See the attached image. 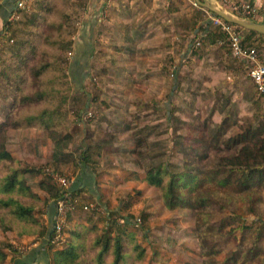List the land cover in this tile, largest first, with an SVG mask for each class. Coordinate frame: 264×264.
Masks as SVG:
<instances>
[{
	"label": "trees",
	"instance_id": "16d2710c",
	"mask_svg": "<svg viewBox=\"0 0 264 264\" xmlns=\"http://www.w3.org/2000/svg\"><path fill=\"white\" fill-rule=\"evenodd\" d=\"M11 2L10 10L3 14L4 24L13 11H22L19 23L28 27L6 29L2 35L8 40L17 31L22 33L4 48L8 57L0 61V87L4 88L1 92L8 89L13 93L0 122V227L13 228L20 235L46 234L45 251L37 261L24 259V253L7 245L12 264H154L153 261L159 260L158 250H153V261H148L145 246L128 229L133 223L127 216L120 223L108 218L103 226L96 221L90 226L76 225L68 232L64 247L54 248L51 243L53 209L63 196V187L42 177L38 185L45 196L41 198L35 193L24 175L41 170L11 155L5 147L6 132L26 127L46 131L53 143L51 164L57 168L69 164L94 170L101 163L102 147L96 141H86L76 156L65 150L72 139L68 116L73 90L71 78L61 67V51L72 44L62 35L69 19L66 7L71 1L37 0V9L29 12L16 8V0ZM2 5L0 0V8ZM60 5L65 6L63 10ZM209 34L215 39L224 37L219 29ZM170 37L164 36L159 48L166 47ZM257 37L264 36L245 30L243 42L258 49ZM216 96L218 101L229 100L219 92ZM140 99L137 96L132 101L135 107L131 116L136 122L129 126L128 132L130 129V152L136 156L142 174L128 171L120 182L143 184L149 192L157 190L163 209L192 215L189 232L196 239L194 248L200 261L183 264H264V120L252 115L240 131L226 135V125L231 123L226 111L221 122L213 126L199 122L194 126L195 133L190 134L191 123L172 115L170 110L163 116L147 117L140 109L143 107ZM176 122L182 123L180 127L187 133L177 149L183 154L182 159L173 165L166 154V145L151 141L150 134L159 133L160 126L175 129V124L179 125ZM88 133L90 138L106 136L102 130ZM82 170L83 174L88 172ZM85 191L86 188L77 186L71 194L80 195L84 204L93 200ZM37 205L47 207L49 229L39 223ZM6 250L0 247V264L7 261Z\"/></svg>",
	"mask_w": 264,
	"mask_h": 264
},
{
	"label": "rangeland",
	"instance_id": "374dc122",
	"mask_svg": "<svg viewBox=\"0 0 264 264\" xmlns=\"http://www.w3.org/2000/svg\"><path fill=\"white\" fill-rule=\"evenodd\" d=\"M70 1L72 4L66 7L69 19L63 27L62 35L65 39L71 40L72 44L61 51L63 59L61 67L71 78L73 90L70 95L71 111L68 116V130L72 139L65 150L74 152L76 156L85 143L96 141L102 147L101 163L96 169L104 168L102 170L111 171L115 175L113 181H108L101 180L100 176H97L96 169L76 168L69 164L61 165L59 168L55 167L51 164L53 143L48 138L47 132L39 128L9 129L6 132L5 147L11 155L28 163L29 166L41 170V172H28L24 175L26 183L41 198L45 196V193L39 189L38 180L40 178L48 177L55 180L59 176L74 180L76 174L81 173L82 168L87 170V173L90 172L92 181L96 186L99 185L95 187L92 181L87 183L91 189L85 191L84 194L93 197L92 201L87 200L82 204L80 195L70 193L69 202L62 206L60 212L55 205L53 225L50 227L52 237L54 236L51 238V243L54 248L64 247L70 229H74L76 225H91L90 222H86L87 218H91L96 221L97 225L103 226L108 218L120 223L127 216L128 220L133 223V226L128 229L134 231L136 239L145 246L148 261H153L152 252L156 249L159 260L153 261L154 264L199 262L200 257L194 248L196 239L189 232L192 215H189L187 211L163 209L157 190L149 192L143 189L142 184L117 182L123 177L120 174L123 169L127 171L124 173L134 170L136 173L142 174L136 156L130 152L131 130L129 129L128 132V128L136 122L131 116L135 107L134 103L133 106L131 105L132 101L137 96L141 98L143 107L140 109L147 117L163 116L165 111L170 110L172 115L180 117L188 124L191 123L190 134L195 133L194 126H198L199 122H206L213 126L221 122L225 117L224 113L229 111L228 119L231 123L226 125V135H232L240 131L242 126L246 125L245 120L252 115L264 120V107L248 99L254 97L253 91L247 90L242 94L239 92L240 88L248 82L247 79L240 75L242 79L239 81L237 79L239 75H233L232 71L219 65L220 57H217L214 50L205 52L206 49L202 50L199 47L198 40L194 41L192 47L187 46V38L192 35L195 24L200 18H203L201 14L199 15V11L203 13L206 11L209 17H205L209 21L210 17L215 15L208 12L206 8H201L202 6L194 0H184L185 2L180 0V3L177 0L176 5L181 10L192 11L191 13L194 14L191 16L197 15L198 17L186 19L182 12L176 16L177 19H170L169 22L173 21L172 23L177 25L174 31L168 30L171 33L168 34L166 29H162L159 33L155 31L151 34L150 32V37L158 33L155 35L156 38L142 36V33L132 27L116 31L117 27L119 29L118 21L123 18V14L116 13L110 8L120 0ZM138 1L141 3L139 4L140 8L145 12L139 16H131L128 21L129 25L137 28L140 21L148 20L145 24L154 26L158 24L157 27H160L156 20L159 19V22L163 20L162 23L167 22V14L172 10L164 13V8L169 6V4L168 6L165 4L166 0H153L152 9L149 6L151 2L148 4L144 0ZM211 1L213 5L232 16L238 15L237 11L233 9L234 5L250 4L247 0ZM64 7L59 6L62 10ZM35 9H37V0H25L23 11L29 12ZM148 9L156 13L155 21L148 16ZM155 15L153 13V17ZM116 17L118 18L116 19ZM22 18V11L16 12L15 15L7 18L8 27L4 22L0 24V61L8 57V52L4 48L12 44L22 33L17 31L13 37L14 41L11 38L6 40L2 35L6 33V29L25 30L28 26L25 27L19 23ZM92 22L93 29L91 34H88L91 48H87L88 51L85 53L78 54L75 46L77 33L83 30L82 26L86 28ZM162 23L161 28H163ZM165 25L168 27L170 24ZM137 30L148 32L145 25ZM242 31L244 34L243 28ZM167 35L171 36L169 44L164 48L160 47V49L159 44ZM209 39H215V36L209 35ZM222 39L227 43L225 37ZM138 41L143 43V48H137ZM122 43L128 44L131 48L123 46ZM202 43L203 47H208V41L204 40ZM259 47L258 54L261 57L260 53L263 52L260 50L263 46L259 45ZM188 48L190 49L188 50ZM224 51H228L227 55L230 53L233 59L243 63L232 55L229 46H225ZM227 55H223L222 58H228ZM78 60L80 61L79 71L76 70L77 65L74 66V61ZM244 70L247 73L245 67ZM227 74L229 80L225 78ZM247 86L250 88L249 83ZM1 89L4 88L0 87L1 101L7 97L12 99V90L6 89L1 92ZM217 91L226 99L230 97L229 100L218 101ZM6 108L7 106H5ZM5 109H1L2 113ZM6 110L0 116V122L4 120ZM181 124L179 123L177 126L175 124V129L172 126L166 127V129L160 126L159 133L154 131L150 134L151 141L163 142L166 145V154L171 158L173 165H176L183 156L177 151L179 144L181 145L182 137L187 133L180 127ZM200 129L203 128L200 127ZM100 130L102 133H106V136L102 138L89 137L88 132ZM50 173H53V178ZM97 177L98 180H96ZM53 182L55 183V181ZM84 206L87 208L84 209ZM35 209H37L36 215L39 217V223L49 229V215L45 213L48 212L47 207L37 205ZM229 210L230 207H227L226 212ZM143 215L145 218H142ZM55 224L60 225L58 243L54 241L56 234L54 235L55 230H52ZM45 241L46 234L41 237H36L35 234L23 233L20 235L13 228L0 227V247L6 250L7 245H12L13 248L24 253V259L40 260L45 251ZM11 256L12 254L7 251L8 258L5 264H12Z\"/></svg>",
	"mask_w": 264,
	"mask_h": 264
},
{
	"label": "crops",
	"instance_id": "0c3cea01",
	"mask_svg": "<svg viewBox=\"0 0 264 264\" xmlns=\"http://www.w3.org/2000/svg\"><path fill=\"white\" fill-rule=\"evenodd\" d=\"M11 1L12 0H2V4L3 5L0 8V24H3V22H4V16L5 15H3V14L8 13V11L10 10V5L12 3ZM176 1L177 0H166L165 4L167 6L169 4V6L166 9L164 8V13H168V11L172 10L170 13L167 14V22H163L162 23L163 20L159 22V19L156 20V16H157V15H155L156 13L154 11L153 12L150 11L149 9L147 10L148 11V16L150 17V19H153V21L156 20V23H159L160 27H157L158 24L156 26H154L153 24H149V25L145 24V22H147L148 20L147 21L144 20V21H140V23L137 25V28H134V26L128 24V21L131 19V16H133V15H138L139 16L140 14H143L145 11L140 8L141 5H139V4H141V3L138 0H120V1L116 2L117 4L115 3L114 5H112L113 7L110 8L113 11H115L116 13L123 14V18H121V20L118 21L119 23H118L117 26H119V29L117 27L116 31L119 32L123 28H127V27L131 28L132 27L137 32L142 33V36L145 35V36H148V38L155 37V35H157L159 33V31H162V29H166L168 34H169V33H171L169 31L170 30L174 31V29L176 28L175 26H177L174 23H172L173 21L169 22L170 19H173V18L177 19L176 16L181 14L182 12H184L183 16L186 19H189L191 17L197 16V15L191 16V14H192L191 12L192 11L191 12H187L186 10H181L180 7L178 5H176L177 4ZM181 1L185 2L184 0H181ZM194 1L197 3L196 0H194ZM201 1H203V0H201ZM213 1L216 2V0H213ZM247 1H249L251 4H253L257 8V11H258L257 16L255 18H253V20L257 21V22H263L264 21V0H247ZM203 2H207L210 5L215 6V5H213L211 0H204ZM179 3H180V0H179ZM149 6L152 9L153 0L151 1V4ZM201 8H204V7H201ZM201 12L202 11H199V15L201 14V16L203 18H200V17H199L200 19L197 18V19H199V21L197 22V24H195V28L193 29L192 35L187 38V41H186L187 42V46L188 47H192L194 45V41L198 40L199 47L202 50L206 49L205 52L207 50H212V51L214 50V52L217 53V57H220L219 58V65H221L225 69H228L229 71H232L233 75H237V76L239 75L237 77V79L239 81H240V79H242L241 76L243 78L247 79V81H248L247 83H249V86H250L251 89L247 86V83H246V85L244 84V87L240 88L239 92L242 94L243 92H245L247 90L250 91V92L253 91L254 97L253 98H248V99L249 100L251 99L250 100L251 102H253L255 104H259L260 106L264 107V95H260L255 90L254 85L252 84L250 78L248 77L247 73L244 70V67H245L244 64L239 62V61H236L235 59H233L231 57L230 53H228V55H227L228 51L227 52L224 51V47L225 46L228 47V43L223 42V39H209V35H211V34H209V31H217L218 32V29L214 25H212L211 22L208 19H206L205 16L209 17V15L206 14V11H204V13L203 12L201 13ZM208 12H211V11L208 10ZM153 13L155 15L154 17H153ZM105 14L108 15V13H105ZM157 14H161V13H157ZM180 16H182V15H180ZM117 18L118 17H116V19ZM121 23H122V25H121ZM161 23L163 25V28H161ZM165 24H170V25L167 27V25H165ZM143 25L146 26L148 32H142L141 30H137L140 27H142ZM82 29H83V30H81L82 32L79 31L81 33H79V32L77 33V41L75 42V46H76V49H77L76 53L78 52V54L82 53V52L85 53V51H88L87 48H91L90 41L88 40V34H91V30L93 29V22H92V24L89 23V26L86 27V28H85V26H82ZM142 29H144V28H142ZM155 31H157L158 33H156L152 37H150L149 36L150 32L152 34V32H155ZM204 40L208 41V43H209L208 47H205V46L203 47V43L202 42ZM256 40H257V42H259L260 46H263L261 48L262 50H260V52H263V53H260L261 54L260 58H261L262 61H264V37H257ZM122 45L123 46H128L129 48H131V46H129L128 44L122 43ZM136 46H137V48L139 47V49H141V48H143L142 47L143 43L141 41H138ZM189 49L190 48H188V50ZM222 54L223 55H227L228 58H226V57L222 58V56H223ZM76 65H77L76 70L79 71V68H80V61L79 60L78 61H74V66H76ZM242 66H244V67H242ZM225 76H226L225 78L229 80V75L227 74ZM227 96L229 97L230 95L228 94ZM10 100H11L10 97H7V99H3V101L0 100V116H2L4 111L8 108V104H9ZM246 101L249 102L248 100H246ZM5 106H7L6 109H5ZM1 109H5L3 111V113H2ZM252 110H253V108H252ZM249 111H251V110L249 109ZM102 169H104V168L96 169L97 176L98 177L100 176L99 178L101 180H108V181L111 180V181H113L112 179L114 178L115 174L112 173L111 171H108V170L106 171V170H102ZM127 170H130V169H127ZM130 171H132V170H130ZM89 174H90V172L89 173L85 172V174H83V170L81 171L80 174L79 173L76 174L75 179L70 184V189L72 190V192L77 186H78V188L84 187V189L86 188V190H88V189L90 190L91 189V186H89L87 184V183H90V181H92V176L89 175ZM120 174H122L123 176L127 175V173H123V172H121ZM98 177L96 178V180H98ZM40 179L38 180V182L40 181ZM75 181L76 182L78 181L77 185L75 184ZM117 182H120V181H117ZM134 183H136V182H134ZM136 184H140V183H136ZM86 185L88 186V189H87ZM97 186H99V185H97ZM143 189H145V191H149V189L145 188L144 185H143ZM45 213H47V212H45ZM87 221L90 222L91 224L95 223V220H92V219L91 220H86V222Z\"/></svg>",
	"mask_w": 264,
	"mask_h": 264
},
{
	"label": "built area",
	"instance_id": "2783aa9c",
	"mask_svg": "<svg viewBox=\"0 0 264 264\" xmlns=\"http://www.w3.org/2000/svg\"><path fill=\"white\" fill-rule=\"evenodd\" d=\"M16 8H25V0H16ZM233 9L237 11L238 15L237 17L245 18V19H253L257 16L258 11L257 8L253 4H245V3H239L237 5L233 6ZM16 11H13L9 16L15 15ZM210 22L212 25L217 27L222 33H224L225 40L228 43V46L230 48V51L232 55H234L236 58H239L246 70L247 74L252 81L255 90L260 94L264 95V62L261 61L258 49L254 45H245L243 42V31L242 28H240L238 25L227 22L223 18L213 15L210 17ZM9 23H6V27H8ZM12 41V40H11ZM53 173H50L52 177ZM53 178V177H52ZM55 181V183H58L61 187H63L64 193L60 200H58V203L56 204L57 210L60 212L62 209V206L69 202V196L71 193L70 190V184L73 181V179H69L68 177H56L52 179ZM87 207L84 206V209ZM68 211V210H66ZM65 211V212H66ZM57 215V213H56ZM65 217V216H64ZM59 224H55L53 226L52 230H55L54 235L55 236V242L58 243V235H59ZM54 237V236H53Z\"/></svg>",
	"mask_w": 264,
	"mask_h": 264
},
{
	"label": "water",
	"instance_id": "95a60500",
	"mask_svg": "<svg viewBox=\"0 0 264 264\" xmlns=\"http://www.w3.org/2000/svg\"><path fill=\"white\" fill-rule=\"evenodd\" d=\"M196 1L199 5L210 10L212 13L223 18L227 22L236 24L246 31H254V32L259 33V34L264 36V21L263 22H257V21L250 20V19L232 16V15L228 14L225 10H222L219 7L212 6L209 3L203 2L201 0H196Z\"/></svg>",
	"mask_w": 264,
	"mask_h": 264
}]
</instances>
